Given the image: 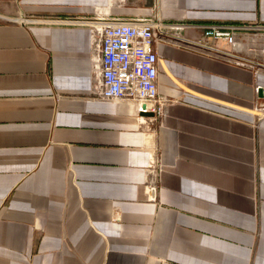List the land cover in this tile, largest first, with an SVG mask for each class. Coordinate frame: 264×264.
<instances>
[{
  "label": "crops",
  "instance_id": "0c3cea01",
  "mask_svg": "<svg viewBox=\"0 0 264 264\" xmlns=\"http://www.w3.org/2000/svg\"><path fill=\"white\" fill-rule=\"evenodd\" d=\"M98 8L264 23V0H0V264H264V73L158 40L169 101L143 118L94 93L90 27L61 21Z\"/></svg>",
  "mask_w": 264,
  "mask_h": 264
},
{
  "label": "built area",
  "instance_id": "2783aa9c",
  "mask_svg": "<svg viewBox=\"0 0 264 264\" xmlns=\"http://www.w3.org/2000/svg\"><path fill=\"white\" fill-rule=\"evenodd\" d=\"M151 18H110L98 8L92 17L61 19L74 25H88L91 31L95 71L94 93L103 99L134 102L152 119L164 116L168 100L160 92L162 65L158 40L178 48L204 53L227 62L264 73V23H189L171 22L158 10L148 11ZM203 30V37H187L186 30ZM212 38L215 44L207 43ZM224 42L227 47H222ZM263 96V92L259 91ZM164 166L152 156L147 168L146 192L151 201L158 199Z\"/></svg>",
  "mask_w": 264,
  "mask_h": 264
},
{
  "label": "water",
  "instance_id": "95a60500",
  "mask_svg": "<svg viewBox=\"0 0 264 264\" xmlns=\"http://www.w3.org/2000/svg\"><path fill=\"white\" fill-rule=\"evenodd\" d=\"M144 115H147V116H152L153 113L152 112H143Z\"/></svg>",
  "mask_w": 264,
  "mask_h": 264
}]
</instances>
